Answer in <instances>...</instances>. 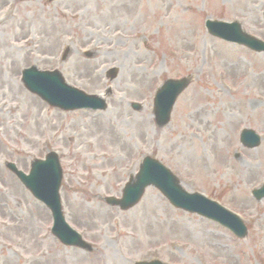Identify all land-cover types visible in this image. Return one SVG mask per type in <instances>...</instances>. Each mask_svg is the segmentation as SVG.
Instances as JSON below:
<instances>
[{
	"label": "rangeland",
	"instance_id": "obj_1",
	"mask_svg": "<svg viewBox=\"0 0 264 264\" xmlns=\"http://www.w3.org/2000/svg\"><path fill=\"white\" fill-rule=\"evenodd\" d=\"M19 7L24 21L18 24L14 11V19L0 28V80L7 82L0 85V101L11 112L0 115V162L21 157L25 166L27 151L42 154L36 149L40 140L61 147L66 217L97 250L63 248L50 234L48 209L1 165L0 180L7 186L0 183V219L10 228L0 226V241L34 253L42 247L41 235L48 249L43 264H133L156 257L183 264H264V200L251 195L264 182V140L257 149L239 140L245 127L264 138V54L205 29L209 17L241 19L264 38V0H33ZM28 35L39 51L20 43ZM66 44L75 51L61 64ZM82 49L97 54L87 59ZM31 65L59 68L88 93L111 85L107 111L49 106L20 82L21 69ZM111 67L118 68L114 81L105 76ZM190 73L194 81L179 97L171 123L158 128L156 88L168 77ZM132 101L144 109H131ZM145 155L173 168L187 189L239 212L250 226L249 237L238 239L209 219L175 209L153 187L132 209L105 203L101 197L121 195ZM1 251L0 264H22L5 247Z\"/></svg>",
	"mask_w": 264,
	"mask_h": 264
},
{
	"label": "water",
	"instance_id": "obj_2",
	"mask_svg": "<svg viewBox=\"0 0 264 264\" xmlns=\"http://www.w3.org/2000/svg\"><path fill=\"white\" fill-rule=\"evenodd\" d=\"M245 41L246 40L244 39V42ZM186 84H187V82H185L183 84L179 83L178 87H180V90H181L186 86ZM31 88H33L34 90H36L42 94L44 92L46 94L45 96L48 97L49 99H51L53 96L52 91H48L44 88V82H36L35 84H32ZM67 94H68L67 92H64L60 96L65 99L67 97ZM77 97L82 98L81 95H77ZM57 99L60 100V98H57ZM72 106L76 107L75 105H72ZM251 146H254V145H251ZM45 180L48 181L50 179H45ZM147 183H149V182H145L144 184H147ZM159 183L161 184V186L165 190V193L171 198V200L175 204H178V205H181V206H184L187 208H191L190 207L191 204L195 203V201L192 200V199H194L193 197H189V196L182 194V192L180 190H178L176 187H174V185H170L169 182L165 181L163 178L160 179ZM51 186H52V188L56 189L57 183L52 181ZM48 195L49 194H47V192H46L45 194H39L38 196L42 197V199H44L48 204L53 205L54 204L53 198L48 196ZM195 208L205 210L206 211V212H204L205 214H207L208 216L214 217L217 220L223 221L225 224H230L232 226L236 225L234 222H236L237 220L234 217L227 214L226 212H224L220 207H218L216 205H213V207L210 209L207 205H201V206L195 205ZM236 223H238V222H236Z\"/></svg>",
	"mask_w": 264,
	"mask_h": 264
}]
</instances>
